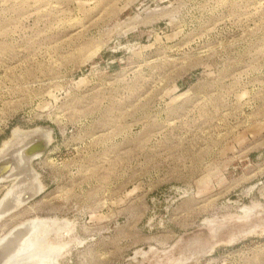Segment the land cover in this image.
Listing matches in <instances>:
<instances>
[{"label": "rangeland", "instance_id": "rangeland-1", "mask_svg": "<svg viewBox=\"0 0 264 264\" xmlns=\"http://www.w3.org/2000/svg\"><path fill=\"white\" fill-rule=\"evenodd\" d=\"M15 130L48 142L16 261L264 264V0H0Z\"/></svg>", "mask_w": 264, "mask_h": 264}, {"label": "bare ground", "instance_id": "bare-ground-1", "mask_svg": "<svg viewBox=\"0 0 264 264\" xmlns=\"http://www.w3.org/2000/svg\"><path fill=\"white\" fill-rule=\"evenodd\" d=\"M28 133H29L30 136L37 135V136H39V140H41V141L45 140L47 142V132L46 131L43 132V135H38L36 133L33 134L31 132H24V131L15 130L14 133H13V137L10 139V141H8V142L5 143L4 148L1 150L0 156L1 155H6L7 153H11V155L16 160L17 164L20 167H22V168L24 167V165L29 160H31L32 158L38 156V154L37 155H29L28 156V153L26 154L24 152V150L26 149V147H28L30 145V143H31L30 140H29V137L27 136ZM37 146L39 147V146H41V144H39V145L36 144V147ZM36 147H34V148H36ZM5 176L6 175L0 177V180L5 179ZM13 177H16V176H13ZM14 183L11 186L10 191L8 190L9 192L7 191L8 193L6 192V195H4V197L0 201V205H1L0 208H4V209L7 208L6 211L13 210V209L17 208V206L19 204H21L23 201L26 200L25 198H22V195H23V192L24 191H27V188H28V190H30L29 183H30V185L35 186L36 192L39 190V188H38V186L36 184H33V183L31 184V182L25 181V178H23L22 180H20L16 184H14ZM7 200H8V204L5 205L6 204L5 202ZM6 211H4V212H6ZM27 235L28 234H26V236ZM4 238H2V239H4ZM28 246H29V242L27 241V239H25L24 233H22L20 235V241H19L18 245L11 251L12 253L11 252L9 253L10 255L9 254L6 255L7 261L9 263H11V261H16L18 259V257L20 258L22 255L26 254V251L29 249ZM35 253L36 254H34V253H32V254L30 253L29 254L28 253L29 255H26V258H33L35 260H40V261H43L45 263H52V260H51L50 257L49 258L46 257V256L45 257H43V256L41 257L40 255H38L39 252L37 254V252L35 251ZM23 257H24V259H26L25 256H23ZM18 261H20V260H18Z\"/></svg>", "mask_w": 264, "mask_h": 264}, {"label": "water", "instance_id": "water-1", "mask_svg": "<svg viewBox=\"0 0 264 264\" xmlns=\"http://www.w3.org/2000/svg\"><path fill=\"white\" fill-rule=\"evenodd\" d=\"M34 130H37V129H34ZM34 130H29V132H32ZM27 136L29 137V140L31 143L28 147H26L24 152L26 154L28 153V156L29 155H37V154L40 155L42 152L45 151L48 142H46L45 140H43V141L39 140V136H37V135L30 136L28 133ZM36 144L37 145L41 144V146L36 147ZM34 147H36V148H34ZM29 162L30 161H28L24 165V167L22 168L17 164L16 160L11 155V153H7L6 155H1L0 156V177L6 175L5 179H3L2 181L13 179V176L19 175L18 179L14 183V184H16L17 182H19L23 178H27V176H30V175L33 176V174H35V172L29 167ZM24 169H25V172H23ZM38 193L39 192H36L35 186H33L32 189L23 192L22 198H25L26 199L25 202H26L30 198L36 196ZM5 203H6L5 205H7L8 200ZM0 211H2V209H0ZM10 211H12V210H8L6 212H10ZM6 212H0V214L6 213ZM21 228L15 227L11 231V233H9L4 239L0 240V264H57L54 262L45 263L43 261L35 260L33 258H26L24 260L11 262V263H9L7 261L5 262L4 258L6 257V255H8L18 245V243L20 241V235L22 233Z\"/></svg>", "mask_w": 264, "mask_h": 264}]
</instances>
